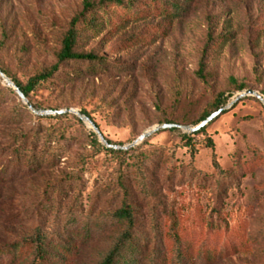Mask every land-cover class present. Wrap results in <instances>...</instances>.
I'll return each instance as SVG.
<instances>
[{
	"label": "rangeland",
	"instance_id": "obj_1",
	"mask_svg": "<svg viewBox=\"0 0 264 264\" xmlns=\"http://www.w3.org/2000/svg\"><path fill=\"white\" fill-rule=\"evenodd\" d=\"M83 1L0 0V67L24 84L58 63ZM132 1L131 11L105 3L111 23L79 35L75 52L101 67L62 62L31 95L36 110L80 116L22 112L0 77V264H30L34 228L46 231L67 213L74 228L42 264H97L123 228L102 220L119 206L121 181L140 238L136 264H174L175 238L186 264H264V105L240 96L264 98V0H164L179 3L175 13L160 0ZM225 107L191 136L194 158L180 128L156 130L126 157L93 145L94 137L103 145L93 125L112 145L128 146L169 121L194 127Z\"/></svg>",
	"mask_w": 264,
	"mask_h": 264
},
{
	"label": "trees",
	"instance_id": "obj_2",
	"mask_svg": "<svg viewBox=\"0 0 264 264\" xmlns=\"http://www.w3.org/2000/svg\"><path fill=\"white\" fill-rule=\"evenodd\" d=\"M162 9L165 11H173L179 12L181 10V6L177 2L170 1L167 3L164 0H160ZM104 4L99 6L90 3L88 0L83 1V11L81 14L74 17L70 24L69 28L66 31L61 44V49L58 52L57 58L58 63L51 66L50 68L43 70L38 75H35L28 79L26 83H20L12 76L8 75V73L0 67L2 73H4L13 83L14 85L23 93V95L27 98L29 103L35 109V106L31 103V95L33 92L41 89L52 80L59 71L60 63L65 61H87L93 63L94 65H99L101 67V63L104 62L101 59H98L96 56L92 54H81L75 52V47L77 46V41L81 32L87 30L97 33L103 23H111L113 16H111L110 12L107 13L106 5L119 7L122 10L131 11L135 8V2L132 0H104ZM156 3V1L154 2ZM105 5V8L103 6ZM158 5H155L157 8ZM99 11L103 10V13L106 14L102 20L96 15H94L95 10ZM171 10V11H170ZM139 11L138 13H140ZM172 13V15H174ZM136 12L133 11V15ZM169 14V13H167ZM239 89H244L243 85L239 86ZM7 92H14L10 87L6 89ZM19 97V96H18ZM223 95L219 94L216 98V104H222ZM21 100V99H20ZM19 110L22 112L29 111L30 109L26 104L22 101L19 103ZM58 111V110H52ZM218 111V110H217ZM216 112V111H215ZM214 113V112H213ZM87 117L90 116L87 113H83ZM212 114V113H211ZM211 114L203 115L199 118V120L195 123L198 124L201 121L205 120ZM42 116V117H39ZM38 118H63L66 116L65 113L61 115L49 116L45 117V115H39ZM165 124H175L171 121ZM204 128L200 130L190 133V135L183 134L182 139L185 140L186 145H190V155L191 158H194L196 153V147L191 145V136L198 135L203 132ZM59 137H62L61 135ZM107 143L112 145L110 141L107 140ZM205 147L212 150L211 154V164L212 167L221 172L222 169L217 162L216 154L214 152V143L212 139L206 138L204 141ZM93 145L102 152L110 153L117 157H126L131 156L134 153L132 148L127 150H116L114 148H109L105 145L100 144L97 139L93 138ZM29 161L32 163L33 159L30 158ZM141 188L144 192H148V187L143 178L140 179ZM119 192L121 194L120 203L118 208L113 211L107 212L103 215L102 220H109L110 222H115L123 225V228L117 235L114 237L112 242L110 243L108 249L104 252L100 261L97 264H136V254L139 250V236L136 232V221H135V211L134 206L131 203L130 192L127 186L123 181L119 184ZM76 222L75 215L67 213L65 219L61 220L59 223L57 222L54 227L43 231L40 227H35L33 233L30 235L29 239H27L29 247L35 253L34 260L30 264H42L46 260L50 259L51 256H54V252L58 251V243L61 236H65L68 232H71L74 228V223ZM76 226V225H75ZM88 232V231H87ZM173 251H174V264H186L185 255L183 254L181 242L178 238L173 240ZM39 261V262H38ZM154 261V260H153Z\"/></svg>",
	"mask_w": 264,
	"mask_h": 264
},
{
	"label": "water",
	"instance_id": "obj_3",
	"mask_svg": "<svg viewBox=\"0 0 264 264\" xmlns=\"http://www.w3.org/2000/svg\"><path fill=\"white\" fill-rule=\"evenodd\" d=\"M0 77L1 79H3V81L6 83V85L10 88H12L17 95L19 96V98L21 99V101L26 104L28 106V108L35 114L37 115H45V116H55V115H61L65 112H71V113H76L73 110H58V111H52V110H36L32 107V105L29 103V101L27 100V98L23 95V93L14 85V83L4 74L1 72L0 70ZM255 96L256 98H258L264 105V98L256 93L255 91L252 90H247L245 91L242 95L240 96ZM228 107L225 108H221L218 111L212 113L210 116H208L205 120L201 121L200 123H198L196 126L194 127H186V126H181V125H175V124H162L159 127H155L149 131H146L145 133H143L142 135H140L133 143H131L128 146H116V145H110L107 143L106 140H104L102 138V136L99 134L97 127L95 125H93L94 130L96 131V133L99 135L101 142L103 143V145L109 147V148H114L116 150H127L129 148H132L136 145H138L139 143H141L146 137L150 136L152 133H154L156 130L161 129V130H165V129H171V128H180V129H184L186 132L188 133H193L196 132L198 130H200L201 128H204L206 125H208L213 119H215L216 117H218L219 115H221V113L227 109ZM77 115L80 116L79 113H76Z\"/></svg>",
	"mask_w": 264,
	"mask_h": 264
}]
</instances>
